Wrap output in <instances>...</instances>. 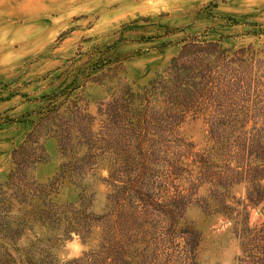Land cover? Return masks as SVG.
Segmentation results:
<instances>
[{"label":"rangeland","instance_id":"374dc122","mask_svg":"<svg viewBox=\"0 0 264 264\" xmlns=\"http://www.w3.org/2000/svg\"><path fill=\"white\" fill-rule=\"evenodd\" d=\"M0 264H264V0H0Z\"/></svg>","mask_w":264,"mask_h":264}]
</instances>
